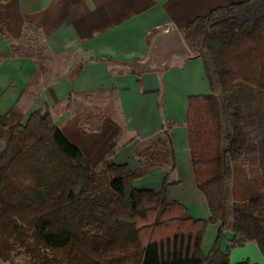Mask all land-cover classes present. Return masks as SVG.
I'll return each instance as SVG.
<instances>
[{
    "label": "trees",
    "instance_id": "16d2710c",
    "mask_svg": "<svg viewBox=\"0 0 264 264\" xmlns=\"http://www.w3.org/2000/svg\"><path fill=\"white\" fill-rule=\"evenodd\" d=\"M182 36L202 59L211 90L189 98L185 122L195 185L210 217L194 218L169 201L166 177L158 191L131 185L158 165L173 167L171 149L140 151L135 172L114 163L96 171L47 108L26 119L12 109L0 115L7 134L0 148L1 262L232 264L220 249L226 230L234 235L230 246L254 241L264 255V176L256 170L262 154L248 139L250 104L238 93H264V0L217 7L192 20ZM209 223L218 230L204 253Z\"/></svg>",
    "mask_w": 264,
    "mask_h": 264
},
{
    "label": "crops",
    "instance_id": "0c3cea01",
    "mask_svg": "<svg viewBox=\"0 0 264 264\" xmlns=\"http://www.w3.org/2000/svg\"><path fill=\"white\" fill-rule=\"evenodd\" d=\"M240 1L0 0V115L15 109L26 119L47 108L96 171L114 163L135 172L140 151L171 149L173 167L158 165L131 185L158 191L166 177V198L207 219L185 122L189 98L211 90L202 59L190 52L182 30ZM217 230L218 223L206 226L204 253ZM223 235L220 249L230 263L264 264L254 241L230 246L233 233Z\"/></svg>",
    "mask_w": 264,
    "mask_h": 264
},
{
    "label": "rangeland",
    "instance_id": "374dc122",
    "mask_svg": "<svg viewBox=\"0 0 264 264\" xmlns=\"http://www.w3.org/2000/svg\"><path fill=\"white\" fill-rule=\"evenodd\" d=\"M43 47L37 44L38 54H42ZM194 54L193 52H191ZM159 54H157L158 56ZM44 62L45 59L41 58ZM242 99L250 105H245V119H246V132L248 139L251 142H257L260 145V152L262 154V161L256 166L259 173L264 176V93L256 92L253 89H243L238 91ZM6 132L0 131V148L3 147L6 140ZM21 261V258L17 259ZM3 263V262H2Z\"/></svg>",
    "mask_w": 264,
    "mask_h": 264
}]
</instances>
